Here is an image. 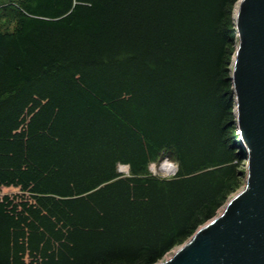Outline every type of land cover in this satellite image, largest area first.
Instances as JSON below:
<instances>
[{"label":"trees","instance_id":"obj_1","mask_svg":"<svg viewBox=\"0 0 264 264\" xmlns=\"http://www.w3.org/2000/svg\"><path fill=\"white\" fill-rule=\"evenodd\" d=\"M238 1L0 0V264H155L240 189Z\"/></svg>","mask_w":264,"mask_h":264},{"label":"water","instance_id":"obj_2","mask_svg":"<svg viewBox=\"0 0 264 264\" xmlns=\"http://www.w3.org/2000/svg\"><path fill=\"white\" fill-rule=\"evenodd\" d=\"M234 24L231 81L234 123L248 159L245 182L217 215L155 264H264V0H239Z\"/></svg>","mask_w":264,"mask_h":264},{"label":"rangeland","instance_id":"obj_3","mask_svg":"<svg viewBox=\"0 0 264 264\" xmlns=\"http://www.w3.org/2000/svg\"><path fill=\"white\" fill-rule=\"evenodd\" d=\"M239 2V1H238ZM237 2V3H238ZM237 5V4H236ZM235 8H236V6H235ZM168 155V154H167ZM166 154L165 155H163V157H161L159 160H157V161H155V162H152L150 165H149V171H150V173L152 174V175H156V176H158V177H160V178H170V177H172L173 175L172 174H170V175H168L167 173H164L163 171H160L159 169H157V171H155L154 169H153V165L155 166H157V168H159V166H160V164L164 161V160H166V159H169L170 160V162H174V163H176L177 164V162L175 161V160H173V159H171L170 157H168ZM245 156L242 158V164H241V168H243L244 170H245V174H246V169H247V166H246V164H247V158H246V154H244ZM126 172V171H125ZM123 174H129V173H123ZM244 174V175H245ZM244 182H245V176H244ZM244 182H243V184H242V186H240V189L243 187V185H244ZM240 189H238V190H240ZM237 190V191H238ZM19 191V187H14V186H5V187H3L1 190H0V193L1 194H3V193H14V192H18ZM236 191V192H237ZM235 193V192H234ZM234 193H232V195L234 194ZM231 195V196H232ZM230 196V197H231ZM222 208H223V206L218 210V212H217V214L222 210ZM216 214V215H217ZM177 247V246H176ZM175 247V248H176ZM174 248V249H175ZM173 251V250H172ZM172 251H170L166 256H169L171 253H172Z\"/></svg>","mask_w":264,"mask_h":264},{"label":"bare ground","instance_id":"obj_4","mask_svg":"<svg viewBox=\"0 0 264 264\" xmlns=\"http://www.w3.org/2000/svg\"><path fill=\"white\" fill-rule=\"evenodd\" d=\"M153 169L155 171H157V169H159L160 171H163L164 173L169 174L172 170V172L174 171V167L171 165V162L169 160H165L162 163V166H160L159 168H157V166L153 165Z\"/></svg>","mask_w":264,"mask_h":264}]
</instances>
